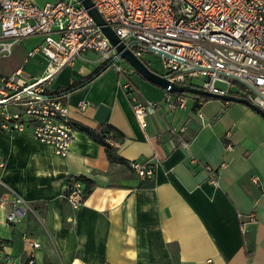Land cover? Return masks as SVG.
Returning a JSON list of instances; mask_svg holds the SVG:
<instances>
[{
  "label": "crops",
  "instance_id": "0c3cea01",
  "mask_svg": "<svg viewBox=\"0 0 264 264\" xmlns=\"http://www.w3.org/2000/svg\"><path fill=\"white\" fill-rule=\"evenodd\" d=\"M41 39L19 42H25L23 60L10 73L26 67L29 78L43 73L47 58L40 52L27 56ZM84 54L59 80L52 76L50 90L72 89L62 99L71 122L117 128L123 134L114 143L118 155L149 163L153 177L110 163L104 147L84 130L74 128L65 155L29 131L0 130L1 180L33 208L13 226L0 220L8 251L23 260L25 232L40 243L34 264H264V117L243 103L188 93L184 107L172 112L161 102L142 128L131 95L160 101L165 90L126 64L123 72L108 66L80 85L103 63L93 51ZM77 59L87 64L76 66ZM126 82L130 90L122 87ZM200 163L216 171L217 185ZM74 176L94 183L77 210L63 197Z\"/></svg>",
  "mask_w": 264,
  "mask_h": 264
},
{
  "label": "built area",
  "instance_id": "2783aa9c",
  "mask_svg": "<svg viewBox=\"0 0 264 264\" xmlns=\"http://www.w3.org/2000/svg\"><path fill=\"white\" fill-rule=\"evenodd\" d=\"M90 1L135 56L140 58L147 51L157 53L150 48L162 52L159 74L169 81L244 98L264 111V0ZM0 31V59L11 56L14 47L28 36L42 39L27 56L40 52L47 58L43 73L33 78L20 68L10 74L0 73V130L29 131L35 140L65 155L74 127L67 105L51 94L52 76L87 51L95 52L103 63L110 62L117 72H123L129 64L119 57L115 46L78 0L46 1L42 5L32 0H0ZM197 77L201 78L199 86L192 83ZM122 87L131 89L128 82ZM187 94L165 90L160 101H139L131 95V107L145 128L146 116L156 112L161 102L172 112L184 107ZM85 104L82 101L79 105ZM182 145L187 147L188 143L182 141ZM190 161L198 163L193 157ZM200 166L208 181L217 185L216 171L203 163ZM128 167L141 178L153 177L154 168L147 162L131 160ZM3 168L1 160L0 220L9 227L33 208L6 188L1 180ZM63 197L72 210L80 208L85 197L80 180L70 177ZM249 219L253 220V214ZM22 239L26 251L23 260H18L0 237V264H34L40 243L25 232Z\"/></svg>",
  "mask_w": 264,
  "mask_h": 264
},
{
  "label": "water",
  "instance_id": "95a60500",
  "mask_svg": "<svg viewBox=\"0 0 264 264\" xmlns=\"http://www.w3.org/2000/svg\"><path fill=\"white\" fill-rule=\"evenodd\" d=\"M81 5H83L85 8L88 9L89 14L92 16L93 20L97 25H99L101 31L104 33V35L109 39L112 45L115 46L116 52L119 54V57L124 60L127 64H129L137 73H139L143 78H145L148 82L157 85L164 90L170 91V92H180V93H191L195 95H203L210 98H219L225 101H232V102H239L246 104L253 110H255L258 114H260L262 117H264V111H262L257 106H254L250 104L246 99L235 97L232 95H219L214 93H209L207 91H204L202 89H199L197 87L189 86V85H181L174 82L169 81L166 77L162 76L161 74L157 73L156 71L152 70L148 67L139 57L135 56L133 52L129 48H125L124 44L119 41L116 34L110 29L109 26H107L100 16V14L97 12V10L92 6V3L90 0H78ZM150 50L156 51L158 54H162V52L158 50H154L153 48H150ZM164 54V53H163ZM166 56H169L167 54H164ZM110 62L105 63L100 69H98L94 74H92L88 79H86L83 83L80 85H83L92 79H94L96 76H98L102 71H104L106 68H108ZM72 89L67 90L65 93L70 92ZM59 95H56L58 97Z\"/></svg>",
  "mask_w": 264,
  "mask_h": 264
},
{
  "label": "trees",
  "instance_id": "16d2710c",
  "mask_svg": "<svg viewBox=\"0 0 264 264\" xmlns=\"http://www.w3.org/2000/svg\"><path fill=\"white\" fill-rule=\"evenodd\" d=\"M105 63H102L95 71L89 74L86 78L91 76L94 72H96L99 68H101ZM86 78L82 79L81 81L85 80ZM69 90L66 88L65 90H55L51 92L53 95H59L58 99L62 100L64 98V92ZM198 98L203 100L210 99V97L203 96V95H196ZM72 125L75 129H80L86 131V133L97 143L104 147L106 157L110 163H122L128 165V162L118 155L117 149L114 146V143L120 142L123 139V134L111 124H99L95 128H88L81 124H76L72 122ZM75 179L80 180L83 184V189L85 194L91 191L93 187V181L89 178L83 176H74ZM149 179V178H148Z\"/></svg>",
  "mask_w": 264,
  "mask_h": 264
},
{
  "label": "rangeland",
  "instance_id": "374dc122",
  "mask_svg": "<svg viewBox=\"0 0 264 264\" xmlns=\"http://www.w3.org/2000/svg\"><path fill=\"white\" fill-rule=\"evenodd\" d=\"M47 1H56V0H47ZM0 33H1V31H0ZM24 43L25 42L18 43L14 47V51H13V54L11 56L0 59V73L8 74L11 71H13L17 66H19L21 64V62L23 60ZM84 57H86L87 59L95 58V56L92 53H86V54H84ZM140 59L146 65H148L149 68L156 71L157 73L162 72V58H161L160 54L155 53V52H151V51H147V52L142 53V55L140 56ZM119 61H121V60H119ZM83 64L86 65L87 61L77 59L76 66L83 65ZM37 66H39V65H37ZM66 68H67V66L63 67L60 71H58L57 74H55L56 77H55L54 82L59 80L58 77L61 76V74L63 72H65ZM25 71L30 72V70L27 67H26V69H24V72ZM192 83L196 86H199L201 84V78L200 77L193 78ZM217 85H219L221 87L224 86L223 83H220V82H217ZM138 89H139L138 90L139 93H141L142 89L141 88H138Z\"/></svg>",
  "mask_w": 264,
  "mask_h": 264
}]
</instances>
